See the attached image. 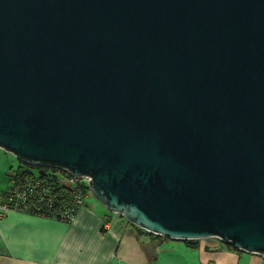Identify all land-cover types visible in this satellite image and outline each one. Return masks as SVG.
I'll return each mask as SVG.
<instances>
[{"label":"water","instance_id":"obj_1","mask_svg":"<svg viewBox=\"0 0 264 264\" xmlns=\"http://www.w3.org/2000/svg\"><path fill=\"white\" fill-rule=\"evenodd\" d=\"M0 148L264 256V0H0Z\"/></svg>","mask_w":264,"mask_h":264},{"label":"crops","instance_id":"obj_2","mask_svg":"<svg viewBox=\"0 0 264 264\" xmlns=\"http://www.w3.org/2000/svg\"><path fill=\"white\" fill-rule=\"evenodd\" d=\"M136 234L124 217L91 202L71 222L10 211L0 220V264H264V256L213 238L190 247ZM151 245L150 258L143 247Z\"/></svg>","mask_w":264,"mask_h":264},{"label":"built area","instance_id":"obj_3","mask_svg":"<svg viewBox=\"0 0 264 264\" xmlns=\"http://www.w3.org/2000/svg\"><path fill=\"white\" fill-rule=\"evenodd\" d=\"M39 168L56 169L57 178L64 187H69L65 190L64 196L60 201H55L51 189L46 191V203L39 191L36 194L28 190H21V185L14 178L10 181L8 190L0 193V220L10 211H20L24 213L35 212L36 215L53 218L63 222L73 221L77 211L86 205L87 199L92 196L88 176H75L65 169L51 166H36ZM46 185L51 183L48 178L43 180ZM43 181H39L43 183ZM36 182L35 187H40V183ZM56 202V203H55ZM157 236V235H156ZM163 240L166 238L160 236ZM219 241L223 246H230L225 241L213 238ZM231 247V246H230Z\"/></svg>","mask_w":264,"mask_h":264},{"label":"trees","instance_id":"obj_4","mask_svg":"<svg viewBox=\"0 0 264 264\" xmlns=\"http://www.w3.org/2000/svg\"><path fill=\"white\" fill-rule=\"evenodd\" d=\"M9 181L13 180L14 178L17 180V183L21 185V190H28L33 192V194H36L37 191L45 197L46 191L50 190L52 191L53 195L55 194V201H60L62 197L64 196L65 190L69 189V187H64L57 178L56 169L51 168H39L33 165H29L26 163H23L19 161V165L16 169L12 168L10 174L8 175ZM48 178L50 180V185H46L43 180ZM39 181H43V183H40ZM36 182L40 183V187H35ZM45 200L42 202L44 205L46 203L47 198H44ZM56 203V202H55ZM30 214L36 215L37 213L31 212ZM136 227L135 225H133ZM137 234L136 236L140 238L142 234H146L149 236H153L155 238H160V236L152 235L138 227H136ZM168 240V239H165ZM190 247H196L198 244V240H185L183 241ZM230 247V246H229ZM232 249V247H230ZM236 250V249H233Z\"/></svg>","mask_w":264,"mask_h":264},{"label":"rangeland","instance_id":"obj_5","mask_svg":"<svg viewBox=\"0 0 264 264\" xmlns=\"http://www.w3.org/2000/svg\"><path fill=\"white\" fill-rule=\"evenodd\" d=\"M19 165L17 158L0 148V193H4L8 190L10 186V181L8 175L10 174L12 168L16 169ZM87 202L94 203L98 207L104 206L98 202L93 196L87 199Z\"/></svg>","mask_w":264,"mask_h":264}]
</instances>
